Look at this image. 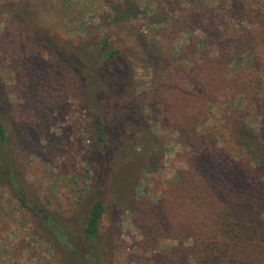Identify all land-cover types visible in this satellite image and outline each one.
Segmentation results:
<instances>
[{"label": "rangeland", "instance_id": "374dc122", "mask_svg": "<svg viewBox=\"0 0 264 264\" xmlns=\"http://www.w3.org/2000/svg\"><path fill=\"white\" fill-rule=\"evenodd\" d=\"M201 1L214 13L246 6L251 22L230 15L218 26L228 35L249 30L251 42L240 45L234 60L219 63L215 37L202 40L200 31L183 25L184 0H0L6 138L0 159L13 179L5 181L8 170L0 167L6 177L0 181V264H79V256L90 263L88 250L98 264H264V241H230L216 258L222 254L211 247L218 239L208 238L213 228L206 230L212 208L225 201V185L237 192L242 186L235 177L243 180L241 170L250 173L256 165L235 129L246 127L264 148V0ZM128 4L132 10L120 22ZM256 9L258 20L251 16ZM102 39L108 52L116 51L110 68L126 75L114 96L138 108L150 138L126 127L129 138L105 137L113 158L90 241L83 227L99 197L91 121L113 117L61 57L76 55L93 68ZM35 206L64 229L70 252L54 241ZM259 217L264 226V210ZM196 226L205 230L202 242L182 232ZM235 245L237 257H231ZM246 250L256 251L254 259Z\"/></svg>", "mask_w": 264, "mask_h": 264}, {"label": "trees", "instance_id": "16d2710c", "mask_svg": "<svg viewBox=\"0 0 264 264\" xmlns=\"http://www.w3.org/2000/svg\"><path fill=\"white\" fill-rule=\"evenodd\" d=\"M226 1V0H221ZM188 5L182 13V23L188 24L194 30H198L203 34L202 40H209L211 37H215L216 41V52L217 60L221 64L226 63L227 61L234 60L236 57L240 45H248L251 42V37L248 35V29H239L234 30L228 35L226 31H220L218 26L222 23V17L226 16L228 19L237 17L242 20L251 22V17H248V10L246 6L240 4L242 9L229 8L228 10L223 7L219 8L217 13H214L209 8L203 6L204 4L200 0H184ZM231 4L234 5L233 0H230ZM131 4L127 5V8L117 16L118 20L122 22L125 16L131 12ZM231 10V11H230ZM258 9L252 12V18L258 20L257 18ZM231 15V16H230ZM166 18V17H165ZM162 17L161 20H166ZM246 18V19H244ZM171 24L174 23L173 19H170ZM248 30V31H247ZM226 34V35H225ZM116 55V51H107V43L105 39H102L100 42L98 55L96 61L94 62V67L87 69L80 62L79 58L74 55H67L66 57H61L65 65L75 72L81 81V85L88 92L93 93V101L99 104H102L103 109H109L113 117L111 123H105L101 120L100 117H93L91 121V132L95 136L94 148H96V160L98 165V177L95 184V193L98 198L92 202L87 219L83 227V236L86 240L92 241L96 235L97 228L101 216L103 214V206L100 199L102 182L106 179L107 173V164L112 160V148H109L105 145V137H111L112 140L117 141L121 137H130V135H125L123 127H126L134 132L138 128V132L144 131L146 137L150 138L148 131L143 126L141 116L139 115L138 108L130 106L127 103H124L122 100H118L114 95L118 93L121 85L124 81L123 72H118L114 69H111L110 66L114 65L113 56ZM117 99V100H115ZM112 102V103H111ZM109 104H112L111 106ZM111 108V109H110ZM1 116H4L3 110L0 107V147L5 148L6 138L4 135V130L2 126ZM236 141L245 149L249 150L251 146L252 152H250L251 157L256 162L255 167L249 173L248 170H241V175L243 180H240L239 177H235L237 182L242 186L238 188L237 192L231 190L232 186L228 184L224 187V195L226 196L225 201L219 206L212 208L210 215L207 217V226L206 230L212 229V233L208 234L212 237H217L218 242L211 247L212 250L216 252H221L222 255L216 254V258L222 257L223 248L230 244V241L237 244H245L247 242H256L258 245L264 241V226L262 220L259 217V213L264 210V184L262 180L264 179V151L259 153L260 148L256 146L255 137L249 129L246 127L235 129ZM148 142H150L148 140ZM261 150H264L262 147ZM260 150V151H261ZM126 161V164L130 162V157L127 153L122 155ZM152 157V156H150ZM153 160V159H152ZM95 162V161H94ZM117 163L121 165V161L117 159ZM5 167L8 170L9 175L6 177H0V181L13 183L11 179V167L8 164L5 158L0 159V167ZM3 167V168H4ZM239 185V184H238ZM211 189V187H210ZM212 194L217 195V190H211ZM178 195H181L179 193ZM182 196V195H181ZM39 214V217L42 219L45 228L52 235L54 241L61 247L63 251H71L70 245L66 242V235L64 229L61 228L50 216L49 213L44 211L41 207H34ZM166 226L168 232L171 231V223L169 219L166 218ZM183 234L189 232L202 242L204 232L196 226L195 229H183ZM207 239V237H206ZM232 246V245H231ZM239 245H235L234 250ZM239 250H245L240 246ZM237 251L231 252V257H237ZM246 257L254 259L253 255L256 253L255 250H246ZM93 262L87 263L83 256L78 257L79 264H98L96 254L88 250ZM230 257V258H231Z\"/></svg>", "mask_w": 264, "mask_h": 264}]
</instances>
